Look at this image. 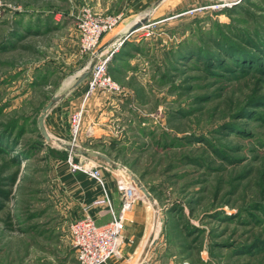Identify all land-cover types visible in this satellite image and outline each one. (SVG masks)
<instances>
[{
	"label": "rangeland",
	"instance_id": "1",
	"mask_svg": "<svg viewBox=\"0 0 264 264\" xmlns=\"http://www.w3.org/2000/svg\"><path fill=\"white\" fill-rule=\"evenodd\" d=\"M0 4V264H80L69 226L83 186L120 204L135 189L118 254L100 264H264V0ZM43 8H61L56 24ZM87 13L102 20L91 46ZM99 58L115 88L90 90L89 73L64 92ZM61 95L80 104L55 127L68 137L42 118L46 139L42 109ZM65 143L118 165L73 171L82 156Z\"/></svg>",
	"mask_w": 264,
	"mask_h": 264
},
{
	"label": "built area",
	"instance_id": "2",
	"mask_svg": "<svg viewBox=\"0 0 264 264\" xmlns=\"http://www.w3.org/2000/svg\"><path fill=\"white\" fill-rule=\"evenodd\" d=\"M6 6L0 4V17L3 15ZM102 20L94 19L89 13L82 20L81 29L84 33L86 46L95 45L101 33ZM114 53L109 52L110 60ZM92 64L90 73L89 87L90 90L96 89L98 86L113 89L115 85L111 82V78L106 73L107 63L100 61ZM102 84L96 85V81ZM108 85V86H106ZM71 170H89L94 176L99 175L96 168L97 165L89 160L80 157L77 161L70 156L69 159ZM134 189L129 187L126 189L125 195L121 202V208L107 222L98 224L89 211V207L83 208V215L71 222L69 226V234L72 245L76 250L77 259L80 264H100L105 262L109 257L118 254V250L123 241V231L125 227V212L132 208L135 200Z\"/></svg>",
	"mask_w": 264,
	"mask_h": 264
},
{
	"label": "crops",
	"instance_id": "3",
	"mask_svg": "<svg viewBox=\"0 0 264 264\" xmlns=\"http://www.w3.org/2000/svg\"><path fill=\"white\" fill-rule=\"evenodd\" d=\"M53 9L54 10L50 11V9L43 8V9H38V12H39V14H41L43 12L45 14L51 13L53 16V20H55V24H56L57 23L56 21H58V19H59L61 8H53ZM57 9H59V10H57ZM41 22H42V20H41ZM43 24L44 23H41V25H43ZM65 25H66V28L68 26L72 27V21L69 18V16H67V18H66ZM45 27H47V26H45ZM26 30L30 31V29H26ZM29 34H31V33H29ZM122 49H123V47L121 45V53L123 51ZM117 61H118V58L115 57L111 65L114 66L115 63H117ZM120 68L121 67H119V66L116 67V73L118 71H120L119 70ZM76 77L74 79H71L68 81V86L64 92H67L68 90L72 92V91H74V89L84 88V84L80 87H78V85H79L78 84L76 86V88L75 87L72 88ZM79 104H80L79 99H77V98L72 99L68 95L67 98H62L47 112L46 118H45V120H46L45 124L47 126V129L49 126L51 127L48 130L53 134V136L55 135L59 138L64 137V136L68 137L70 131H68V130L63 131L62 130V132H57L58 131V129H57V131H56L57 133H56L55 127L58 126L57 125L58 121H59V124H61V122L63 120L66 121V116L69 117V114L73 110H76V108L78 107ZM85 115L90 116V112H88ZM49 120L52 121L51 124H49ZM99 123H100V121H99ZM94 125H96V124H94ZM100 125H101V123H100ZM86 126L87 125H85V127ZM61 140H63V138H61ZM75 179H79V178L77 177ZM76 182H78L77 184H80V181L77 180ZM86 186H88V185L86 184ZM94 186H96V185L94 184ZM96 187H98V186H96ZM84 188H85L84 186L83 187H77V193H78V195H81V197L86 199L85 203L83 205L89 207L90 213L92 214L94 220L98 224L107 222L109 219H111L114 215H116L118 213V210L120 208V200L112 188L108 189L105 193H102V189H100L99 187H98V189H96L94 191H92V189H89L88 187H87V189H84ZM90 191H92V192H90ZM72 195H74V194H72ZM83 207L81 209V213H80L79 217L83 215ZM137 210L138 209L135 208L136 212H137ZM133 214H134V212H133ZM128 225H130V223ZM128 230L125 231V234L130 235V232Z\"/></svg>",
	"mask_w": 264,
	"mask_h": 264
},
{
	"label": "water",
	"instance_id": "4",
	"mask_svg": "<svg viewBox=\"0 0 264 264\" xmlns=\"http://www.w3.org/2000/svg\"><path fill=\"white\" fill-rule=\"evenodd\" d=\"M146 22V18L139 20L136 25L133 27L132 30L136 29L137 27H139L140 25H142L143 23ZM109 46V43L106 42L105 44H103L102 46H100L97 49L96 54H98L99 52H101L105 47ZM89 74V69L82 71L75 79V82L72 86V88L76 87L78 84H80ZM64 95L61 96H56L53 97L52 99H50L48 101V103L44 106V108L42 109L41 115H40V125H41V133L43 135V137H46V139L48 138L46 135V129L43 127V123H42V118L45 117L46 115V111L52 106L54 105L56 102H58ZM63 146L69 150L70 152L74 153L75 155L78 156H82L98 165H107V166H112V167H116L118 164L116 162H114L113 160H110L108 158H106L105 156L93 151L91 148L86 147V146H82V145H78V144H68L65 143L63 144ZM128 173L131 177V179L133 180V182L135 183V185L138 187V189L147 197L152 198L150 192L148 191V189L143 185V183L141 182V180L138 178L137 175H135L132 171L128 170Z\"/></svg>",
	"mask_w": 264,
	"mask_h": 264
},
{
	"label": "bare ground",
	"instance_id": "5",
	"mask_svg": "<svg viewBox=\"0 0 264 264\" xmlns=\"http://www.w3.org/2000/svg\"><path fill=\"white\" fill-rule=\"evenodd\" d=\"M134 189V188H133ZM135 190V189H134Z\"/></svg>",
	"mask_w": 264,
	"mask_h": 264
}]
</instances>
